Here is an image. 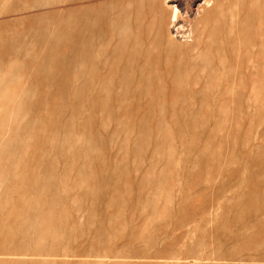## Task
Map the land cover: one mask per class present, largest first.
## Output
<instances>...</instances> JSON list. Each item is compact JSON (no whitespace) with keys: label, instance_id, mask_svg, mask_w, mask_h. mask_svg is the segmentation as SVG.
I'll return each mask as SVG.
<instances>
[{"label":"rangeland","instance_id":"obj_1","mask_svg":"<svg viewBox=\"0 0 264 264\" xmlns=\"http://www.w3.org/2000/svg\"><path fill=\"white\" fill-rule=\"evenodd\" d=\"M204 1L0 0V264H264V0Z\"/></svg>","mask_w":264,"mask_h":264},{"label":"bare ground","instance_id":"obj_2","mask_svg":"<svg viewBox=\"0 0 264 264\" xmlns=\"http://www.w3.org/2000/svg\"><path fill=\"white\" fill-rule=\"evenodd\" d=\"M211 2V1H210ZM209 3V0H205L204 4ZM213 3V2H212ZM202 8V7H201ZM198 9V8H197ZM199 12V11H198ZM197 13V12H196ZM182 27V26H181Z\"/></svg>","mask_w":264,"mask_h":264}]
</instances>
